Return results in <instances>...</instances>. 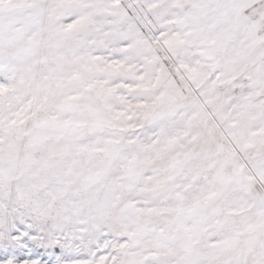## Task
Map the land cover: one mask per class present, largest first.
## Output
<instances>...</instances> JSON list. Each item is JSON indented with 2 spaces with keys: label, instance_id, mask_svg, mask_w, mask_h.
I'll return each instance as SVG.
<instances>
[{
  "label": "snow or ice",
  "instance_id": "1",
  "mask_svg": "<svg viewBox=\"0 0 264 264\" xmlns=\"http://www.w3.org/2000/svg\"><path fill=\"white\" fill-rule=\"evenodd\" d=\"M0 264H264V0H0Z\"/></svg>",
  "mask_w": 264,
  "mask_h": 264
}]
</instances>
